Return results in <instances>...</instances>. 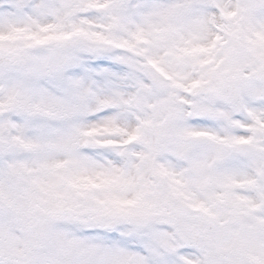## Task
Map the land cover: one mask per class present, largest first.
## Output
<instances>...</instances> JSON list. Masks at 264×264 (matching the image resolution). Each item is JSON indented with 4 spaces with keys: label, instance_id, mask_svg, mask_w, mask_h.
<instances>
[{
    "label": "snow or ice",
    "instance_id": "obj_1",
    "mask_svg": "<svg viewBox=\"0 0 264 264\" xmlns=\"http://www.w3.org/2000/svg\"><path fill=\"white\" fill-rule=\"evenodd\" d=\"M0 264H264V0H0Z\"/></svg>",
    "mask_w": 264,
    "mask_h": 264
}]
</instances>
